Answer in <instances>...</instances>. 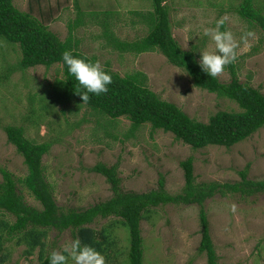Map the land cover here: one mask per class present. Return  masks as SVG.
<instances>
[{
  "label": "rangeland",
  "instance_id": "rangeland-1",
  "mask_svg": "<svg viewBox=\"0 0 264 264\" xmlns=\"http://www.w3.org/2000/svg\"><path fill=\"white\" fill-rule=\"evenodd\" d=\"M242 2L168 0L167 5L174 37L184 50H193L199 58L198 50H214L213 42L203 36V30L224 19L221 31H231L238 42L234 63L241 81L264 93V30L239 14ZM16 3L43 19L62 39L73 29L81 51L95 55L101 66L110 62L121 74L142 71L147 75L149 87L197 120L208 122L220 110H241L235 101L195 86L189 73L169 62L161 52L121 56L119 49L109 44L113 33L129 42L148 34V26L136 12L142 11L151 24L155 18L149 11L153 0H16ZM254 4L264 13V0H254ZM21 59L19 43L0 37V182L4 181L3 170L11 172L25 201L37 209H43L42 204L20 181L28 174L25 158L9 142L5 126H22L29 139L52 144L44 156V165L57 202L65 212L85 210L114 195L107 178L91 170L98 163L118 165L125 192L161 190L159 181L163 178L168 194L183 193L186 179L181 162L189 157L194 160L196 184L240 182V172L244 170L249 179L264 180V127L229 148L210 145L197 149L177 139L172 132L153 129L151 123L133 130L128 118L113 119L77 98H69L63 90L55 88L58 80L64 78L62 64L23 70L19 67ZM219 78L222 82L231 81L230 64ZM205 210L218 264H264V192L217 191L206 200ZM200 211L198 204L152 206L141 224L145 264H208L207 254L199 251ZM2 219L13 218L0 212ZM91 226L100 233L107 230L114 242L107 253H101L105 264H129L130 236L121 218L99 217ZM48 231L46 255L62 252L74 240L70 230ZM6 246L9 254L6 264L41 263L38 250L27 256L26 245L10 240ZM68 264L73 262L69 259Z\"/></svg>",
  "mask_w": 264,
  "mask_h": 264
},
{
  "label": "trees",
  "instance_id": "trees-1",
  "mask_svg": "<svg viewBox=\"0 0 264 264\" xmlns=\"http://www.w3.org/2000/svg\"><path fill=\"white\" fill-rule=\"evenodd\" d=\"M168 0H153V8L149 10L154 19L150 22L147 15L137 11L149 28L148 34L141 39L129 42L111 35L109 44L119 49L122 54H140L144 52H161L173 65L184 68L192 77L195 86L217 94L219 97L235 101L241 110H220L211 116L208 122L191 117L174 102L163 99L146 83L147 75L142 71L121 74L115 71L110 62L102 66L111 74L112 83L108 91L99 96L89 94V100L83 102L76 93L77 82L67 73L62 63V54L66 50L73 55L99 62L94 56L85 54L80 49V40L71 34L62 39L53 32L49 25L31 11L22 10L15 0H0V37L13 43H19L22 59L19 67L26 70L31 67L62 64L64 78L56 84L57 90H63L69 98H77L82 103L100 114L113 119L126 117L132 122L133 130L146 123L153 129L172 132L175 137L194 148H205L210 145L232 147L240 143L264 127V93L249 83L243 82L235 63L230 64V82H222L219 78L208 77L199 67L198 54L193 50H184L173 34L171 11ZM239 14L264 30V13L256 7L254 0H243ZM79 27V26H78ZM74 29H78L72 26ZM120 39V40H119ZM11 69H14L11 67ZM10 72V71H9ZM6 80L9 75L5 76ZM57 85L60 87L57 88ZM9 142L25 158L28 174L20 179L34 197L42 204L43 209L29 205L18 188L17 181L11 172L3 170L4 181L0 182V212L13 219L0 220V264L9 259L6 243L15 240L18 245H26L27 256L39 251L40 264H48L46 255L49 229L60 233L70 230L74 239L79 238L82 244L93 247L100 253H107L114 244L107 230L101 233L93 228L97 218L119 217L129 232V264H145V243L142 221L148 218L152 206L161 204H198L201 206L200 221L202 239L199 247L201 253L207 254L208 264H218V255L211 236L205 202L215 196L217 191H228L243 194L264 192V180L248 178L247 170L241 171L242 180L235 183L212 182L196 184L195 164L189 157L181 162L186 184L184 192L178 195L168 194L164 187V179H160L161 190L151 192H125L118 165L98 163L92 171L102 174L111 185L114 195L85 210L65 212L58 204L52 183L46 175L44 156L52 148L50 142L38 143L29 139L22 126H5Z\"/></svg>",
  "mask_w": 264,
  "mask_h": 264
},
{
  "label": "clouds",
  "instance_id": "clouds-1",
  "mask_svg": "<svg viewBox=\"0 0 264 264\" xmlns=\"http://www.w3.org/2000/svg\"><path fill=\"white\" fill-rule=\"evenodd\" d=\"M223 24L224 19H219L216 21L215 27L203 30V36L213 42L214 50H198L200 58L197 63L201 70L212 78H217L223 73L226 65L237 59L238 42L231 31H221ZM246 35H250V33ZM245 38L241 37L242 40ZM62 63L66 66L68 75L77 82L75 91L83 102L89 100V94L99 96L108 91L112 77L99 62H91L77 57L73 55L72 51L66 50L62 54ZM233 211H235L234 207ZM69 259L73 264H105L103 255L93 247L82 244L79 238L72 240L62 252L53 251L48 257V264H68Z\"/></svg>",
  "mask_w": 264,
  "mask_h": 264
},
{
  "label": "crops",
  "instance_id": "crops-1",
  "mask_svg": "<svg viewBox=\"0 0 264 264\" xmlns=\"http://www.w3.org/2000/svg\"><path fill=\"white\" fill-rule=\"evenodd\" d=\"M15 4L17 5L16 0H15Z\"/></svg>",
  "mask_w": 264,
  "mask_h": 264
}]
</instances>
